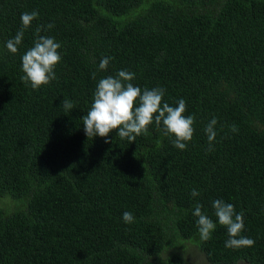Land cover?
Here are the masks:
<instances>
[{
  "label": "trees",
  "instance_id": "16d2710c",
  "mask_svg": "<svg viewBox=\"0 0 264 264\" xmlns=\"http://www.w3.org/2000/svg\"><path fill=\"white\" fill-rule=\"evenodd\" d=\"M32 10L13 54L6 42ZM49 23L40 35L61 45V60L33 89L22 56ZM122 69L141 90L163 88L170 106L186 101L185 150L154 121L131 143L115 131L110 143L87 137L81 117L99 80ZM0 197L11 200L0 207V264H191L189 245L209 264H264V0H0ZM216 199L243 213L253 246L225 247ZM198 203L216 223L207 241Z\"/></svg>",
  "mask_w": 264,
  "mask_h": 264
},
{
  "label": "clouds",
  "instance_id": "9594fccd",
  "mask_svg": "<svg viewBox=\"0 0 264 264\" xmlns=\"http://www.w3.org/2000/svg\"><path fill=\"white\" fill-rule=\"evenodd\" d=\"M36 10L21 14V29L16 35L6 42V48L13 54L18 51V46L22 43L24 32L31 26L34 19L38 18ZM49 23L46 26L38 25L35 29V39L33 46L26 50L22 56V71L24 75L21 79L25 83H30L33 89H38L42 85L50 83L56 79L54 71L56 65L61 60L58 49L61 45L54 37L40 35L42 31L53 28ZM111 57H103L99 63L100 70H106ZM95 78V73H93ZM135 78V73L128 70H119L115 76L109 75L101 78L96 86L93 102L86 115L81 117L84 131L87 137L94 138L97 135L104 137L105 143L111 141L107 139L109 133L115 131L122 140L127 139L129 143L135 142L136 137L148 130V126L155 122L159 127L161 123L165 129V135H173V145L185 150L188 141H191L194 133V116H185L186 101L181 98L176 106H170L163 101L165 90L163 88H144L135 86L131 81ZM66 111L72 110L74 105L68 99L61 101ZM217 119L213 117L206 125L204 131L207 135L209 147L207 151L213 150V141L216 138L215 125ZM232 131L238 129L231 126ZM199 192L193 189L191 196H198ZM215 216L218 223L225 226L228 239L225 241L226 248L251 247L255 241L242 236L244 229L243 213H237L235 206L226 203L223 199H216L212 202ZM203 205L197 204L193 215L197 217L196 224L200 238L207 241L211 238L216 223L202 211ZM125 223L134 222L131 212L125 211L122 214Z\"/></svg>",
  "mask_w": 264,
  "mask_h": 264
},
{
  "label": "rangeland",
  "instance_id": "374dc122",
  "mask_svg": "<svg viewBox=\"0 0 264 264\" xmlns=\"http://www.w3.org/2000/svg\"><path fill=\"white\" fill-rule=\"evenodd\" d=\"M7 200L11 201L9 197H0V207H3L4 202ZM189 247L190 248L187 249V251L189 252L188 253L189 256H187V258L191 264H209L203 253L199 252V250L195 246L189 245ZM238 264H247V263L240 262Z\"/></svg>",
  "mask_w": 264,
  "mask_h": 264
}]
</instances>
